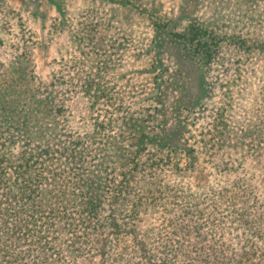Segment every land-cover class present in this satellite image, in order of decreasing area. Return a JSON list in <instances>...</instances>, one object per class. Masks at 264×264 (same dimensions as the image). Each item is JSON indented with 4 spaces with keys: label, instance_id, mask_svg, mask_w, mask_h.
Here are the masks:
<instances>
[{
    "label": "trees",
    "instance_id": "obj_1",
    "mask_svg": "<svg viewBox=\"0 0 264 264\" xmlns=\"http://www.w3.org/2000/svg\"><path fill=\"white\" fill-rule=\"evenodd\" d=\"M63 2L0 0L1 32L19 28L0 44L23 59L0 82V264H264V2L240 1L234 24ZM55 10L41 38L37 17ZM61 33L67 70L30 76ZM170 47L205 92L169 126ZM67 93L88 125L74 126Z\"/></svg>",
    "mask_w": 264,
    "mask_h": 264
},
{
    "label": "rangeland",
    "instance_id": "obj_2",
    "mask_svg": "<svg viewBox=\"0 0 264 264\" xmlns=\"http://www.w3.org/2000/svg\"><path fill=\"white\" fill-rule=\"evenodd\" d=\"M12 1V0H10ZM140 1H149L157 5V8L163 11H171L174 9L173 14L178 16V18L187 19L192 17H198L200 19L203 18H213L216 21L221 23H235L237 19L236 14L233 12L234 6L243 0H140ZM260 2H264V0H260ZM81 0H64V5H69L70 8L80 6ZM57 6H54L56 9ZM56 11V10H55ZM58 12H49L45 13V17L38 16L36 22V29L39 31L41 38H44L47 33V28L43 30L44 24L43 21L51 22L53 17H57ZM136 17L134 16L133 19ZM18 27L12 25L7 31L0 30V37L5 36L8 38L9 43L14 39L19 31ZM2 33V34H1ZM143 39L140 36L137 39L136 43L141 44V40ZM15 40V39H14ZM66 40V35L64 33L60 34V38L57 40L56 37L49 41V48L47 52L41 57L36 56L35 60L30 63V66L27 68V72H29L30 76L35 74V79L42 74L49 76V73L56 70L57 68L62 66V69L65 71L67 68L63 66V61L59 56H55V46L59 43H63ZM123 40V39H122ZM145 40V39H144ZM16 41V40H15ZM137 45V44H136ZM164 56L162 57L166 62L169 57L178 59V63L180 66L179 72L173 74L175 81L178 83V87L173 89L170 92V95L166 100V114L168 116V124L171 125L172 113L178 107L185 104H189L194 100H197L202 96L205 92V80L203 70L199 67L191 63L187 58H185L176 48L170 47L167 50L164 49ZM22 53V49L17 46L9 45V44H0V82L4 81L5 78H9L11 76L12 70H15L16 67L21 66L23 63V59L18 60L19 56ZM168 57V58H167ZM176 57V58H175ZM171 59V58H169ZM171 62H173L171 60ZM134 92L138 93L140 91V87L134 85ZM47 91V90H46ZM45 93V92H44ZM47 95V92H46ZM142 95V94H141ZM45 96V95H43ZM66 99L67 102H70L71 114L75 115L77 118L73 119V124L75 127L80 128L83 124L88 125V120H82L79 117H85L86 113V105L82 103L81 96H77L75 94L70 95L67 93ZM42 97V96H41ZM195 102V101H194ZM88 122V123H87ZM193 181L198 180L197 175H193L191 178Z\"/></svg>",
    "mask_w": 264,
    "mask_h": 264
}]
</instances>
